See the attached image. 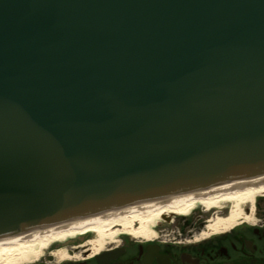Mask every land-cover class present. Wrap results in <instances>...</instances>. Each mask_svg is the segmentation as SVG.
<instances>
[{
  "label": "water",
  "instance_id": "water-1",
  "mask_svg": "<svg viewBox=\"0 0 264 264\" xmlns=\"http://www.w3.org/2000/svg\"><path fill=\"white\" fill-rule=\"evenodd\" d=\"M264 174V0H0V238Z\"/></svg>",
  "mask_w": 264,
  "mask_h": 264
},
{
  "label": "bare ground",
  "instance_id": "bare-ground-1",
  "mask_svg": "<svg viewBox=\"0 0 264 264\" xmlns=\"http://www.w3.org/2000/svg\"><path fill=\"white\" fill-rule=\"evenodd\" d=\"M262 196L264 174L220 182L163 199L155 198L145 203L120 207L122 209L114 208L99 215L71 222L54 223L40 230L0 239V264L30 262L34 256L36 258L42 254V248H46L47 244L83 236L89 232H97L100 235L101 240L93 243L96 247L103 245V239L114 241L115 237L122 234L150 238L149 236L155 233L157 221H169L173 215H189L199 204L211 209L221 202H231L234 205L230 214L217 218L208 225V231L203 234L218 233L232 228L241 218H248L244 213V205L248 204L254 208L255 200ZM249 218L252 219L253 215ZM56 255L58 260L65 258L63 252Z\"/></svg>",
  "mask_w": 264,
  "mask_h": 264
},
{
  "label": "flooded vegetation",
  "instance_id": "flooded-vegetation-1",
  "mask_svg": "<svg viewBox=\"0 0 264 264\" xmlns=\"http://www.w3.org/2000/svg\"><path fill=\"white\" fill-rule=\"evenodd\" d=\"M257 215L256 224L242 221L227 233L201 239L187 238L192 234L157 241L124 237L95 256L45 257L32 264H264V208Z\"/></svg>",
  "mask_w": 264,
  "mask_h": 264
},
{
  "label": "rangeland",
  "instance_id": "rangeland-1",
  "mask_svg": "<svg viewBox=\"0 0 264 264\" xmlns=\"http://www.w3.org/2000/svg\"><path fill=\"white\" fill-rule=\"evenodd\" d=\"M261 204L264 205V201H261ZM233 205L234 204L231 202H221L218 206L207 209L204 205L199 204L189 215L173 216L170 222L164 220L157 221L158 223L154 227L155 233L149 237L154 239L155 236L162 235L164 238H169L179 233L190 235L192 232L196 236H201L200 232L206 229V225L212 224L219 217L229 215ZM244 206V213L249 218V214L254 208L248 204H245ZM248 218L247 220H249V222H255L257 220L256 216H254L252 219ZM122 237L123 235H118L114 238V241H106L107 239L105 238L103 239L104 241L101 247H96V245L93 244L94 242L101 240L100 235L97 232H89L83 236L71 237L56 242L54 241L53 243L51 242V244L49 243L50 245L47 244L46 248L43 247L41 252L42 254L36 258L34 256L32 261L38 258L41 260L45 256H51V258H54L53 256H55L57 258L56 254L58 252H63L65 256L76 254L78 257L80 256L81 252L83 253V250L88 248L89 250H87L85 253L94 254L97 252V250L99 251L108 246L117 244ZM95 248L97 249L95 250ZM72 250H74V252Z\"/></svg>",
  "mask_w": 264,
  "mask_h": 264
}]
</instances>
